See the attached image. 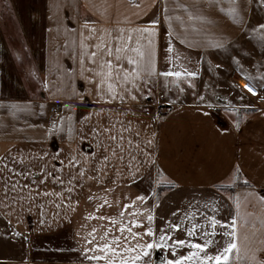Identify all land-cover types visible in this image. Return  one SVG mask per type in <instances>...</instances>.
Segmentation results:
<instances>
[{"label":"crops","instance_id":"crops-1","mask_svg":"<svg viewBox=\"0 0 264 264\" xmlns=\"http://www.w3.org/2000/svg\"><path fill=\"white\" fill-rule=\"evenodd\" d=\"M5 3L14 31L0 1V264H100L85 259L88 234L110 225L86 217H115L137 196L144 203L126 211L152 215L140 222L154 232L235 219L241 253L264 259V0ZM153 21L157 73L181 77L116 83L113 99L100 57L82 67L79 54ZM199 92L208 96H190ZM171 258L164 249L150 260Z\"/></svg>","mask_w":264,"mask_h":264},{"label":"snow or ice","instance_id":"snow-or-ice-1","mask_svg":"<svg viewBox=\"0 0 264 264\" xmlns=\"http://www.w3.org/2000/svg\"><path fill=\"white\" fill-rule=\"evenodd\" d=\"M229 3L235 5L236 0H229ZM177 6L184 7V5ZM235 11L236 9L233 8L232 12ZM193 18L189 16V19ZM171 19L179 20V17H169V20ZM155 23L153 21L151 27L136 29L135 35L131 33L125 35L123 30L119 36H112L109 33V42L104 43L102 40L95 46L97 51L89 53L85 46V50L79 54L82 67L85 58L89 63L95 64L96 58L100 57L102 61L100 67L106 69L103 73L104 81H114L107 84V90L113 99L116 98V83H133L135 87V81L143 80L145 77L150 78L156 74L165 77H181L179 71L169 70L157 73L154 45ZM87 27L88 25L85 24V28ZM259 27L264 29V24ZM89 32L94 33L95 30L89 29ZM168 35L171 36L173 33L169 32ZM89 38L85 37V39ZM167 51L168 53L173 52L171 45ZM122 62L131 66L130 70L125 69ZM89 70L91 71V69ZM96 75H101V73L97 72ZM188 75L195 76V73H188ZM244 86L248 92L256 94L248 84ZM110 139L115 140L116 137L113 136ZM144 201V196H137L131 203L123 205L125 210H118L115 217L106 216L103 213L99 216L89 215L86 217L90 220L108 221L110 226L101 224L99 229L92 228L88 234L92 239L87 241L92 247L84 250L85 259L98 261L100 264H151L150 258L153 251L167 249L172 258L161 260V264H239L241 260L244 261V264H264V259H259L256 253L251 256L246 252L241 253L237 243L238 231L235 219L230 222H222L210 215L204 218L210 230H206L205 223H191L190 227L185 228L184 222L181 220L180 223L169 222L165 229L154 232L150 226H145L140 222L143 218L147 220L148 225H151L152 215L145 216L138 207L135 208V211H126L133 209L138 203L143 204ZM105 206L112 207L106 199L100 208ZM205 207H209V205L206 204ZM212 211L215 212L216 209L213 208ZM126 216H130L132 219L126 220ZM194 216L195 214H191L188 219L191 221ZM173 232L178 235H171ZM184 235L188 239L181 238ZM193 238H198L203 242H194ZM257 251H264V249ZM88 252L93 254L88 255Z\"/></svg>","mask_w":264,"mask_h":264},{"label":"rangeland","instance_id":"rangeland-1","mask_svg":"<svg viewBox=\"0 0 264 264\" xmlns=\"http://www.w3.org/2000/svg\"><path fill=\"white\" fill-rule=\"evenodd\" d=\"M0 1L2 2L3 5H5V7L2 9V16L4 17L3 19L5 20V22H4L5 25L4 26L6 28H8L7 29V35H8L10 33L9 30L14 31V24L12 23V20L9 18V11H8L9 9L6 7V3H5L6 0H0ZM12 33H14V32H12ZM31 78H32V76H31ZM30 83L32 84V82H30ZM180 89H182V88L180 87L177 90H180ZM190 96L202 98V97H206L208 95L199 92L196 95L195 94H191Z\"/></svg>","mask_w":264,"mask_h":264},{"label":"built area","instance_id":"built-area-1","mask_svg":"<svg viewBox=\"0 0 264 264\" xmlns=\"http://www.w3.org/2000/svg\"><path fill=\"white\" fill-rule=\"evenodd\" d=\"M239 76L236 74V73H231V75H230V79L232 80V81H234L235 83H237V84H239L244 90H246L247 91V89L239 82ZM248 92V91H247ZM250 93V92H249ZM251 94V93H250ZM252 96H253V98H254V96L255 95H253V94H251ZM59 110V105L58 104H52L51 106H50V112H52V113H55V112H57Z\"/></svg>","mask_w":264,"mask_h":264},{"label":"bare ground","instance_id":"bare-ground-1","mask_svg":"<svg viewBox=\"0 0 264 264\" xmlns=\"http://www.w3.org/2000/svg\"><path fill=\"white\" fill-rule=\"evenodd\" d=\"M239 82L244 86L245 84H247L246 82H244L242 79L238 78ZM249 87H251L250 85H248ZM245 87V86H244ZM254 90V89H253Z\"/></svg>","mask_w":264,"mask_h":264}]
</instances>
